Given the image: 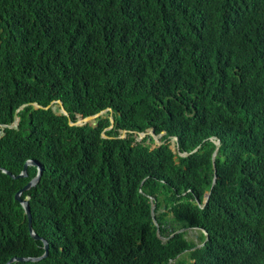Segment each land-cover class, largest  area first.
Returning <instances> with one entry per match:
<instances>
[{"label":"trees","instance_id":"obj_1","mask_svg":"<svg viewBox=\"0 0 264 264\" xmlns=\"http://www.w3.org/2000/svg\"><path fill=\"white\" fill-rule=\"evenodd\" d=\"M27 103L51 108L0 128V264H264V0H0V126ZM27 161L39 240L36 168L2 172Z\"/></svg>","mask_w":264,"mask_h":264},{"label":"water","instance_id":"obj_2","mask_svg":"<svg viewBox=\"0 0 264 264\" xmlns=\"http://www.w3.org/2000/svg\"><path fill=\"white\" fill-rule=\"evenodd\" d=\"M56 103L59 104L60 106V110L61 112L58 113V114H63L64 116H67V112L65 111V109L63 108L62 104L60 101H57ZM28 106H33L35 109H44V110H47L51 107V105H48L46 107H43L41 105H38L37 103H28V104H24V105H21L15 112H14V116H13V123L11 125H2L0 128L1 129H4V128H8V129H15L17 130L18 129V122H19V117H18V114L20 111H22L25 107H28ZM110 109H107V110H104V111H100L92 116H89V117H85V118H82V117H79L78 120L76 121V123H72V122H69V125L70 126H83V125H86L88 123L91 124V126L95 127L96 126V119L99 118V117H102L107 111H109ZM111 122V125L110 127L108 128L109 129H112V126H113V120L111 119L110 120ZM124 134L125 132L123 133V135L121 137H124ZM163 134V133H162ZM146 135H149L151 136L152 138H154L155 140V143L156 144H160V142L157 140V137L154 135L153 131L152 130H148L146 133H142V134H139V140H141L142 138H144ZM105 137V136H103ZM174 141H176V138L174 139ZM215 146H216V150L217 148L219 147V140H216L215 141ZM198 148H196L192 153H194L195 151H197ZM172 151H175V148H172ZM189 154L188 153H180L179 156L180 157H186L188 156ZM215 157H216V151L213 153L212 155V165L213 167L214 164H215ZM36 167L37 169V174L36 176L31 179L21 190H19L14 198H15V201H17L21 207L23 208L24 210V215L26 216L27 218V222H28V230H29V233L30 235L33 237V239L35 240H39L40 238L34 233L33 229H32V217H31V213H30V209H29V204H28V201H29V197H25L24 199L21 198L22 194L25 193V192H28L31 188L35 187L36 184L38 183L39 179H40V176L42 174V166L41 164L39 163H36L34 161H27L25 164H24V167L21 171V173L18 175V176H13L11 175L9 172L5 171V170H2L3 173L9 175L10 177H12L13 179H18V178H26L27 177V167ZM216 183V174H215V170H214V176H213V179H212V183H211V189L212 187L215 185ZM205 203H207V200L210 196V192H207L205 193ZM150 201L153 202V204L151 205V216H152V223L155 225V227L157 228L156 229V233H157V236L158 238L165 242L167 240V238H164L162 237L160 234H159V231H158V224L156 222V219H155V216H154V208H155V203H154V200L152 198H150ZM186 229H180L179 231H177L176 233H184ZM173 236V235H171ZM184 237L186 238V235H184ZM207 239H205L204 242H206ZM43 242V248H44V253L43 255H41L40 257H36V258H24V257H20V258H11L8 260V262L6 264H12L14 262H38V261H41L43 259H45L48 255V244L46 241H42ZM204 243H202L201 245H198L196 246L195 248H199L203 245ZM194 248V249H195ZM179 256L175 257L174 259H171L169 261V264H173L176 259L178 258Z\"/></svg>","mask_w":264,"mask_h":264},{"label":"rangeland","instance_id":"obj_3","mask_svg":"<svg viewBox=\"0 0 264 264\" xmlns=\"http://www.w3.org/2000/svg\"><path fill=\"white\" fill-rule=\"evenodd\" d=\"M52 109L54 110V112L56 113H60L61 110H60V106L58 103H55L53 106H52ZM105 115V114H104ZM174 145H173V142H171V148H173ZM185 235H186V239L191 241L192 243L194 244H197L196 246L198 245H201L200 242H201V238H202V235L200 234V230L198 229H186L185 230ZM195 246V247H196ZM182 256H184L185 258H187L186 256V253L183 254Z\"/></svg>","mask_w":264,"mask_h":264},{"label":"clouds","instance_id":"obj_4","mask_svg":"<svg viewBox=\"0 0 264 264\" xmlns=\"http://www.w3.org/2000/svg\"><path fill=\"white\" fill-rule=\"evenodd\" d=\"M56 103V102H55ZM28 104V103H27ZM62 104V103H61ZM24 105V104H23ZM51 105V104H50ZM33 107V106H32ZM34 108V107H33ZM51 108V107H50ZM64 108V107H63ZM35 109V108H34ZM21 112V111H20ZM19 112V113H20ZM58 114V113H57ZM58 115H60V114H58ZM63 115V114H62ZM67 116H68V114H67ZM104 116V115H103ZM19 117V116H18ZM89 117V116H88ZM78 118H79V116H77V120H78ZM20 120V119H19ZM69 122H71V121H69ZM19 123V122H18ZM72 123H76V122H72ZM88 124H90V123H88ZM91 125V124H90ZM84 126V125H83ZM1 127V126H0ZM36 168V167H35ZM37 170V169H36ZM33 179V178H32ZM29 204V203H28ZM188 230V229H187ZM198 230H200V229H198ZM201 231V230H200ZM201 232H203V231H201ZM185 253H187V252H185Z\"/></svg>","mask_w":264,"mask_h":264}]
</instances>
